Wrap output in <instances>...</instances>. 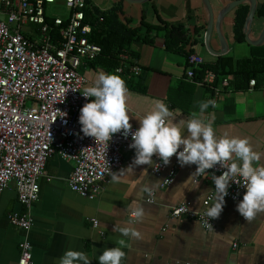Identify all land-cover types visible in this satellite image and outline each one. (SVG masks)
I'll use <instances>...</instances> for the list:
<instances>
[{
	"label": "crops",
	"instance_id": "obj_1",
	"mask_svg": "<svg viewBox=\"0 0 264 264\" xmlns=\"http://www.w3.org/2000/svg\"><path fill=\"white\" fill-rule=\"evenodd\" d=\"M90 1L101 9L120 1L119 18L122 21L129 19L131 26L140 25L142 19L152 25L180 24L189 35H193L194 27L202 26L201 36H198L202 43L198 41L191 45L193 52L204 62L211 63L217 56H222L210 53L205 45L208 16L203 0ZM208 1L215 22L220 8L234 0ZM262 1L255 0L256 9ZM241 4L249 7L248 1ZM234 9L222 17L218 27L212 23L209 32L212 51L225 50L223 55L230 56L232 62L253 51L245 39L234 40ZM263 30L264 18L254 14L250 36L260 38ZM141 32H145V27ZM149 36L151 42L132 45L137 53L132 61L141 68L138 76L129 77L116 71L117 67L107 69L93 60H85L78 67L86 79L84 88L91 86L101 71L115 73L126 82L132 126L139 128L138 118L151 111L158 100L164 101L173 112L170 119L174 122L187 121L192 112L199 113L200 101L212 99L213 90L209 84L198 85L186 76V56L165 49L162 30L153 31ZM200 50L207 52L208 57L199 53ZM231 77V74L220 77L217 83L214 78L213 85L219 86L223 79H227L228 85L221 86L216 104L210 105L202 118L212 122L217 136L248 138L254 150L262 154L260 164L264 165V78L253 85L248 83L244 90H234ZM134 157L135 149L123 152V158L131 164ZM73 166V161L52 155L46 162L44 175L38 180V199L29 207L18 201L12 182L1 192L0 264H17L18 244L24 237L32 246V264H59L60 257L69 249L83 251L92 260L91 264H99L98 256L105 248L117 247L115 241L118 239L126 242L122 248L126 253L122 264H264V212L247 222L237 211L246 191L239 201L225 197L221 215L212 219L214 230L202 227L196 219L169 215L170 208L180 202H187L195 211L212 206L215 193L207 206L203 204L214 184L210 171L207 170V177H196L192 176L196 165L180 167L173 183L158 187L149 203L148 195L141 189L145 183L160 180L151 173L152 166H136L119 182H112L110 176L94 199L82 197L68 187L66 178ZM122 168L127 167L121 166L114 172ZM129 206L132 209L143 206L145 215L140 222L129 223ZM10 212H28L32 218L31 228L24 232L11 224L7 218ZM91 219L97 220V227H93ZM115 224L137 229L143 239L123 237L114 231Z\"/></svg>",
	"mask_w": 264,
	"mask_h": 264
},
{
	"label": "built area",
	"instance_id": "obj_2",
	"mask_svg": "<svg viewBox=\"0 0 264 264\" xmlns=\"http://www.w3.org/2000/svg\"><path fill=\"white\" fill-rule=\"evenodd\" d=\"M55 1L0 0V194L12 182L18 201L25 207L38 199V180L54 154L73 161L67 185L88 199L97 197L111 172L131 165L123 158V152L133 150L130 134L125 137L123 132L116 133L107 144H97L81 131L80 110L94 97L82 95L86 79L78 67L85 60L95 59L101 47L88 39L92 25L85 17L86 0H64L68 12L63 18L45 12ZM119 57L122 61L128 59L126 53ZM203 63L197 53H189L186 76L198 85L209 84L213 90L211 100L216 104L221 86H227L228 81L223 79L219 86L213 85V72L195 79V69ZM140 70L134 62L128 65L127 75L136 77ZM116 71L122 72L123 67L118 66ZM254 82L251 79L249 85ZM64 113L67 115L63 116ZM137 129L132 126L133 132ZM153 161L151 173L160 178L159 187L171 185L181 167L177 156L167 166L158 156H153ZM155 164L160 165L158 171ZM208 171L219 176L226 169L217 164ZM214 190L215 184L203 200L205 206ZM245 191L242 184L231 181L226 197L239 201ZM206 211H195L187 202H180L170 208L169 215L196 219L202 227L210 228ZM7 218L24 232L32 226L28 212H10ZM91 222L97 227L96 219ZM209 223L213 225L212 220ZM18 246L17 264H32L29 240L22 238Z\"/></svg>",
	"mask_w": 264,
	"mask_h": 264
},
{
	"label": "clouds",
	"instance_id": "obj_3",
	"mask_svg": "<svg viewBox=\"0 0 264 264\" xmlns=\"http://www.w3.org/2000/svg\"><path fill=\"white\" fill-rule=\"evenodd\" d=\"M82 95L85 98L94 97L80 110L79 123L84 136L93 137L97 144H107L116 133L123 132L125 137L131 135L130 147L135 149L133 162L127 168L111 172L112 182H119L126 172L133 171L136 166H152L153 156H158L163 165L167 166L175 155L181 167L197 166L192 176L207 177V170L213 169L217 164L226 169L219 176L211 175L215 184V198L205 214L209 218L206 224L212 229L209 221L218 219L221 215L231 181L246 188L242 201L237 205V211L247 222L255 219L258 213L264 212V165L260 164L262 154L254 150L248 138L227 134L217 136L212 122H205L202 118L205 110L210 105L214 106L215 101H200L199 113L192 112L187 121L174 122L170 119L173 112L164 101L158 100L151 111L138 118L140 126L133 132L127 107L128 89L121 76L101 71L94 83L83 89ZM66 115L64 113L63 116ZM155 168L158 171L160 165L155 164ZM159 181L145 183L141 189L148 195L149 203L159 187ZM129 210V223L140 222L145 215L143 206L134 209L129 206ZM114 231L121 233L123 237L143 239L140 231L133 227L115 224ZM115 243L117 247L105 248L98 256L99 264H122L126 256L122 248L126 246V242L118 239ZM91 262L85 252L71 249L59 259V264Z\"/></svg>",
	"mask_w": 264,
	"mask_h": 264
},
{
	"label": "trees",
	"instance_id": "obj_4",
	"mask_svg": "<svg viewBox=\"0 0 264 264\" xmlns=\"http://www.w3.org/2000/svg\"><path fill=\"white\" fill-rule=\"evenodd\" d=\"M85 17L92 25V30L88 34V39L101 47L100 53L93 59L94 63L103 65L109 69L122 66V73L128 74V65L133 63L137 53L132 45L140 42H151L149 35L153 31L162 30L164 36V47L166 50L187 55L193 52L191 45L202 40V26L194 27L193 35H189L188 30L180 24H169L163 22V26L152 25L143 19L138 26H131L129 19L122 21L119 18L121 12V2H115L105 9L99 8L90 0H86ZM248 5L241 4L234 9L233 37L236 42L244 40L243 25L248 13ZM255 16L264 18V0L257 7ZM145 27V32L141 29ZM190 45L188 49L186 46ZM250 55L235 59L232 62L230 56H217L214 62H204L195 69V79H200L205 73L213 72L215 83L220 77L231 74L230 84L234 90H244L248 87L250 79L255 82L264 78V44L253 46ZM126 53L128 59L121 60L119 54ZM142 89V88H140Z\"/></svg>",
	"mask_w": 264,
	"mask_h": 264
},
{
	"label": "water",
	"instance_id": "obj_5",
	"mask_svg": "<svg viewBox=\"0 0 264 264\" xmlns=\"http://www.w3.org/2000/svg\"><path fill=\"white\" fill-rule=\"evenodd\" d=\"M131 1H143V0H131ZM248 1L249 3V9H248V13L246 15L245 21H244V25H243V34H244V39L245 41L249 42L251 45H262L264 43V30L262 32V35L260 36V38L254 39L252 38V36H250V30H251V24H252V20L255 14V10H256V4H255V0H234L232 2H229L225 5H223L217 16H216V21L214 22V20H212L213 17V9L209 3L208 0H203V4L205 6L206 12H207V31L205 34V45L208 49V51L210 53H213L215 55H223L225 53V50L221 49L219 51H212V49L210 48L209 45V32L211 31L212 28V23H215L216 26L218 27L219 22L221 21L222 17L228 13L231 9L237 7L238 5H240L241 3ZM2 17V15L0 14V18Z\"/></svg>",
	"mask_w": 264,
	"mask_h": 264
},
{
	"label": "rangeland",
	"instance_id": "obj_6",
	"mask_svg": "<svg viewBox=\"0 0 264 264\" xmlns=\"http://www.w3.org/2000/svg\"><path fill=\"white\" fill-rule=\"evenodd\" d=\"M45 12L47 15L51 17L63 18L66 16L68 12V8L65 6L64 0H56L52 5L46 7ZM199 53H201L205 57H208V54L205 51L200 50Z\"/></svg>",
	"mask_w": 264,
	"mask_h": 264
}]
</instances>
